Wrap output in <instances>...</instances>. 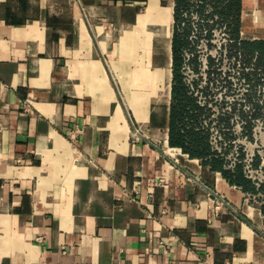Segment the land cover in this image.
Returning <instances> with one entry per match:
<instances>
[{"label":"crops","instance_id":"crops-1","mask_svg":"<svg viewBox=\"0 0 264 264\" xmlns=\"http://www.w3.org/2000/svg\"><path fill=\"white\" fill-rule=\"evenodd\" d=\"M173 11L0 0V264H264L260 205L168 143Z\"/></svg>","mask_w":264,"mask_h":264},{"label":"trees","instance_id":"trees-1","mask_svg":"<svg viewBox=\"0 0 264 264\" xmlns=\"http://www.w3.org/2000/svg\"><path fill=\"white\" fill-rule=\"evenodd\" d=\"M188 1L174 0L168 143L170 146L180 147L182 152L187 153L189 157L198 158L203 170L207 168L209 171H219L229 184L239 186L249 195L250 199L255 196L260 201V209L264 214V179H255L247 172L244 162L246 157L244 146L240 144L236 148L237 155L234 161L228 158L232 153L234 137V130L230 122L231 115L233 113L239 115L242 121L241 135L249 140H252L254 136L253 122L246 119L248 112L241 106L225 109V105L222 103L217 107L218 109L213 108L214 97L211 98V96L215 84L211 79L219 68L216 67L214 57L210 53L206 55L205 62H203L198 57L197 48L189 46L191 23L188 17L183 16V12L189 5ZM200 2L203 4V0ZM212 2L224 5L219 8L220 11L216 9V6L213 10L219 12V17L228 22L232 31L233 42L228 46V51L244 55V58L247 57L246 63L253 58L264 76V38H243L240 35L241 0H212ZM197 7L196 12L203 20L214 16L212 12H207L201 4H198ZM184 20H186L184 25H181ZM208 35H210L209 30ZM186 50H191L192 56L188 60L193 72L197 74V78H202V71L207 75L203 84L198 79L190 83L186 81L184 73ZM202 65L206 70H201ZM253 73H255L253 70L242 72L244 79L248 81L254 78ZM227 76V73L224 72L225 82L228 83L225 84V91L230 86ZM261 80H264V77ZM249 91L245 93L248 100L252 97V92ZM223 93L225 99L226 92ZM249 114L251 118H254L255 115L262 116L260 109H254ZM215 132L219 133L218 136L214 135ZM259 158V154L255 153L251 163L252 167L258 166Z\"/></svg>","mask_w":264,"mask_h":264},{"label":"rangeland","instance_id":"rangeland-1","mask_svg":"<svg viewBox=\"0 0 264 264\" xmlns=\"http://www.w3.org/2000/svg\"><path fill=\"white\" fill-rule=\"evenodd\" d=\"M188 2L189 5L187 10L184 12L189 18V22L192 20V16L196 14V17L193 18L196 25L195 36L192 38L189 37V46L197 48L198 57L203 62H205L206 55L210 53L214 57L216 67L218 66L219 68L217 73L214 74L211 79L214 81L216 87H214V91L211 96V98L214 97L212 101L213 108L218 109L217 107H219L222 103L225 105V109L228 107L231 109L233 106H241L242 109L248 112L246 119L253 122L254 136L252 140H249L245 136L241 135L242 121L239 118V115L237 113H233L231 115L230 122L232 123L231 127L234 130V137L232 143L233 145L231 147L232 153H230L228 158L229 160L234 161L237 155V152H235L237 150L236 148L242 144L246 150L244 162L247 172L255 179H264V80H261L264 76L262 74V70L258 68L253 58L246 63L245 59L247 57L244 58V55H239L235 51H228V46H230V43L233 42L232 31L230 30L228 22L219 17V12L213 10L216 6V9L220 11L221 9L219 8L224 5H217V2L213 3L212 0H203V4L199 0H189ZM198 4H201L207 12H212L214 16H209L207 19L203 20V18H201V16L196 12ZM205 28L212 29V31H210V35H208V31L204 32ZM240 35L243 38L249 37V35L241 33ZM184 56V73L186 81L190 83L193 82V80L198 79V81L203 84L205 79H207V75L204 74V71H202V78H197V74L193 72L190 61L188 60V58H191L192 56L191 50H186ZM204 69L205 68H203L202 65L201 70ZM252 70L255 72L253 73L254 78L250 81L244 79L242 72ZM224 72L227 73L230 83V86L228 90L226 89V91L225 84L228 83L225 82ZM247 91L252 92V97H250L249 100L245 97V93ZM223 92H226L225 99ZM254 109H260L262 116L258 117V115H255L254 118H251L249 113H251ZM218 134L219 133L215 132L214 135L218 136ZM255 153L260 156L259 164L257 167H252L251 163L253 162ZM250 200L254 204H260V201L257 200L255 196H253V199Z\"/></svg>","mask_w":264,"mask_h":264},{"label":"built area","instance_id":"built-area-1","mask_svg":"<svg viewBox=\"0 0 264 264\" xmlns=\"http://www.w3.org/2000/svg\"><path fill=\"white\" fill-rule=\"evenodd\" d=\"M199 1H200V0H199ZM183 16L187 18L185 12H183ZM215 16H216V15H215ZM192 17H193V18L196 17V14L193 15ZM193 18H191L192 20L190 21V23H191V33H190V35H189L190 38H192L193 36H195L196 25H195V20H193ZM185 21H186V20L182 21V22H181V25H184ZM208 30H209V31H212V29H210V28H205V29H204V32H206V31H208ZM190 40H191V39H190Z\"/></svg>","mask_w":264,"mask_h":264}]
</instances>
